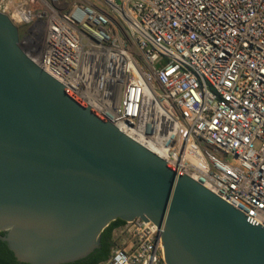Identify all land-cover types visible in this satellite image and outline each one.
I'll list each match as a JSON object with an SVG mask.
<instances>
[{
  "label": "built area",
  "instance_id": "built-area-1",
  "mask_svg": "<svg viewBox=\"0 0 264 264\" xmlns=\"http://www.w3.org/2000/svg\"><path fill=\"white\" fill-rule=\"evenodd\" d=\"M25 55L123 134L264 228V0H0ZM103 264H166L135 219ZM124 235V236H123Z\"/></svg>",
  "mask_w": 264,
  "mask_h": 264
},
{
  "label": "water",
  "instance_id": "water-1",
  "mask_svg": "<svg viewBox=\"0 0 264 264\" xmlns=\"http://www.w3.org/2000/svg\"><path fill=\"white\" fill-rule=\"evenodd\" d=\"M118 219L155 224L166 264H264L262 226L42 71L0 13L1 240L21 263L67 264Z\"/></svg>",
  "mask_w": 264,
  "mask_h": 264
},
{
  "label": "trees",
  "instance_id": "trees-1",
  "mask_svg": "<svg viewBox=\"0 0 264 264\" xmlns=\"http://www.w3.org/2000/svg\"><path fill=\"white\" fill-rule=\"evenodd\" d=\"M126 222L118 219L112 222L102 233L100 240V247L93 253L84 259L67 263V264H103L108 261L111 256L112 250L116 247L114 241V233L123 228ZM0 236L4 237L5 233H0ZM0 264H28L19 262L12 251L7 246L6 242H3L0 237Z\"/></svg>",
  "mask_w": 264,
  "mask_h": 264
},
{
  "label": "rangeland",
  "instance_id": "rangeland-1",
  "mask_svg": "<svg viewBox=\"0 0 264 264\" xmlns=\"http://www.w3.org/2000/svg\"><path fill=\"white\" fill-rule=\"evenodd\" d=\"M20 42L23 44V49L28 52V53H38L43 45V36L38 35L36 38L33 40H30L27 37V29H22L20 31ZM124 236V235H123ZM121 237L119 234V231H116L114 233V241L116 243V247L120 245L121 242Z\"/></svg>",
  "mask_w": 264,
  "mask_h": 264
},
{
  "label": "crops",
  "instance_id": "crops-1",
  "mask_svg": "<svg viewBox=\"0 0 264 264\" xmlns=\"http://www.w3.org/2000/svg\"><path fill=\"white\" fill-rule=\"evenodd\" d=\"M118 231V230H117Z\"/></svg>",
  "mask_w": 264,
  "mask_h": 264
},
{
  "label": "flooded vegetation",
  "instance_id": "flooded-vegetation-1",
  "mask_svg": "<svg viewBox=\"0 0 264 264\" xmlns=\"http://www.w3.org/2000/svg\"><path fill=\"white\" fill-rule=\"evenodd\" d=\"M113 251V250H112Z\"/></svg>",
  "mask_w": 264,
  "mask_h": 264
}]
</instances>
